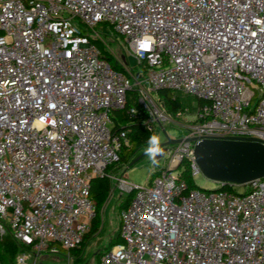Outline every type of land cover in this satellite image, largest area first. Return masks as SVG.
Returning a JSON list of instances; mask_svg holds the SVG:
<instances>
[{"label": "built area", "instance_id": "obj_1", "mask_svg": "<svg viewBox=\"0 0 264 264\" xmlns=\"http://www.w3.org/2000/svg\"><path fill=\"white\" fill-rule=\"evenodd\" d=\"M104 24L138 61L134 102ZM163 88L197 110L171 114L152 94ZM115 111L153 134L190 117L148 184L117 167L129 137ZM203 139L264 143V0H0V238L20 245L16 264L76 261L103 176L133 195L98 264H264V176L191 187Z\"/></svg>", "mask_w": 264, "mask_h": 264}, {"label": "rangeland", "instance_id": "obj_2", "mask_svg": "<svg viewBox=\"0 0 264 264\" xmlns=\"http://www.w3.org/2000/svg\"><path fill=\"white\" fill-rule=\"evenodd\" d=\"M101 32L102 37L110 48L114 51V59L121 63L122 59L126 61V70L132 77L134 84L132 90L130 91V101L134 102L139 92V66L138 61L127 51L125 44L123 43L122 37L115 32L113 29L108 27V25H98L96 28ZM155 97H160L159 94L152 93ZM176 94L184 101L185 106L190 110V113L193 114L199 105V100L197 97L177 91ZM190 117H173L168 120L164 125V130H161L159 134H156L161 146L164 148L166 145L169 146L171 143L169 141L178 139L182 136L187 128V125L190 123ZM173 144V143H172ZM131 143L129 142L127 147H130ZM147 145L136 147L133 151L128 152L127 149H123L121 153H128V158L125 161H121L117 167L122 165H127L129 179L136 184L145 185L150 182L152 179L151 174L153 170L159 166L163 165L165 158L163 157L158 164L154 165L145 155V149ZM195 182L198 186L206 189H215L218 184L207 179L202 173L195 176ZM112 186V190L107 199L101 205L99 209V214L102 217L103 223L100 229L91 235L87 242L84 243V251L82 253L81 261H72L71 264H98L101 254L109 249L114 242L119 229L120 223V211H119V202L121 192L120 189ZM239 191L245 190L244 186L238 187ZM113 191V193H112ZM127 195V194H125ZM123 195V197L125 196ZM60 259L49 255L45 257L46 264H68L67 259L58 255Z\"/></svg>", "mask_w": 264, "mask_h": 264}, {"label": "water", "instance_id": "obj_3", "mask_svg": "<svg viewBox=\"0 0 264 264\" xmlns=\"http://www.w3.org/2000/svg\"><path fill=\"white\" fill-rule=\"evenodd\" d=\"M167 147L157 157L158 161L165 155ZM194 155L202 174L218 184L215 190L228 184L244 185L264 176V143L258 140L203 139L196 143Z\"/></svg>", "mask_w": 264, "mask_h": 264}, {"label": "trees", "instance_id": "obj_4", "mask_svg": "<svg viewBox=\"0 0 264 264\" xmlns=\"http://www.w3.org/2000/svg\"><path fill=\"white\" fill-rule=\"evenodd\" d=\"M158 94L165 105L166 109L173 115H176L180 110H183L185 107L184 101L179 97L178 94H176L175 91L169 88H163L158 91ZM132 103L129 102V105ZM113 131H119L121 129H125L128 137L129 142L131 143L130 147H125L124 149H127L128 152L133 151L136 147L147 145V141L151 135H153L152 132H149L146 127L138 122L130 120L127 116L123 115L120 111H115L113 114ZM128 158V153H121L120 160L125 161ZM121 163V162H120ZM156 175V170L153 171L150 177H154ZM186 178L189 181V185L191 187L198 186L194 179L191 177V175L187 172ZM229 187V184L226 185ZM225 186V187H226ZM199 187V186H198ZM112 188V182L109 177L103 176V177H96L91 182V195L96 201V208H97V214L96 217L93 220L92 228L90 232L86 235L85 242L96 233L102 224V217L99 214V209L101 205L104 203L105 199H107L110 195ZM132 193L127 194L123 197L120 196V202H119V211L120 215L123 209H125L132 198ZM120 224V223H119ZM119 241V237L116 236L114 242L112 245L117 243ZM84 243L82 247L79 249L74 250V254L76 255V260L81 261L82 260V253L84 251ZM21 247L20 245L13 239V237L10 234L4 235L2 238H0V263L1 264H16V256L18 252L20 251Z\"/></svg>", "mask_w": 264, "mask_h": 264}, {"label": "clouds", "instance_id": "obj_5", "mask_svg": "<svg viewBox=\"0 0 264 264\" xmlns=\"http://www.w3.org/2000/svg\"><path fill=\"white\" fill-rule=\"evenodd\" d=\"M163 153V147L156 134L149 137L147 141V147L145 149V155L149 158L152 164H158L157 157Z\"/></svg>", "mask_w": 264, "mask_h": 264}]
</instances>
